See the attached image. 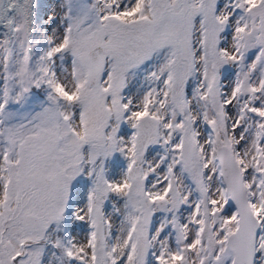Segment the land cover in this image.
<instances>
[{
	"label": "snow or ice",
	"instance_id": "obj_1",
	"mask_svg": "<svg viewBox=\"0 0 264 264\" xmlns=\"http://www.w3.org/2000/svg\"><path fill=\"white\" fill-rule=\"evenodd\" d=\"M0 264H264V0H0Z\"/></svg>",
	"mask_w": 264,
	"mask_h": 264
}]
</instances>
